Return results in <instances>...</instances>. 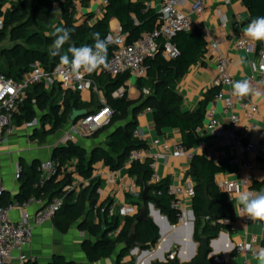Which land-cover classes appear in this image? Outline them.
<instances>
[{
    "label": "crops",
    "instance_id": "0c3cea01",
    "mask_svg": "<svg viewBox=\"0 0 264 264\" xmlns=\"http://www.w3.org/2000/svg\"><path fill=\"white\" fill-rule=\"evenodd\" d=\"M20 1L23 0H6L2 9L8 11L14 4ZM125 1L141 5L145 10L151 9L154 11L158 15L157 27L159 26V13L162 9L160 0ZM106 5L107 0H80L73 14L79 20V24L88 22L90 26H93L104 18ZM53 10L56 14V20L59 21L62 13L61 4H54ZM88 15L91 16V19H87ZM132 19L136 21L134 16ZM192 19L196 25L195 30L202 34L206 47L202 58L192 65L186 75L179 81L176 92L181 98V108L184 113H196L204 105V120L202 125L197 128L199 142L194 146H183L182 134L179 129L158 128L155 122V109L147 107L151 108L152 112H145L147 108H144L139 112H143V114L140 115L138 113L136 116L137 125L134 130V134L137 132V136L134 135L135 139L145 143L150 153V156L141 162L149 161L151 165V155L158 156V165L155 170L158 178L160 181L168 180L170 186L176 187L186 185L190 181H193L196 185L190 176L192 159L187 154L203 156L220 167L222 172L215 179L220 190L226 193L221 188L222 183L236 184L231 193L233 199L229 197L231 203L230 213L233 221L227 228L221 229L216 235H211L212 239L210 240H213L211 249L221 254L225 262L231 264H261L257 258V254L264 245V221L254 220L245 224L243 222L244 218L236 215L234 206L239 207L235 199L236 189L253 192L264 191V180H261L264 177V95L255 99L252 96H248L245 99V102L249 105L247 110H242L238 104H235L231 112L225 113L226 101L233 100L235 96L233 94V84L231 86L221 85L215 51L212 48L213 44L218 43L220 52L229 59V73L234 82L245 80L254 75V64L258 63L257 55H248L237 50L235 47V44L239 40L257 43V41H253L243 35L245 28L250 23L251 16L242 0H230L228 3L225 0H206L203 13L200 16L193 15ZM108 27L109 37L111 38L118 35L120 29L122 30L120 21L116 18L109 20ZM94 75L97 80L98 77L104 74L95 73ZM138 79L131 76L126 84V88L122 87L127 94L128 100H138L141 94L146 98L151 92L148 81L143 83L144 88L141 91L137 87ZM43 89L47 93L55 92L61 108L66 92L59 86H55L51 90H47L44 87ZM220 91L223 93V98L215 106V120L225 129H229L231 126V113L237 115L240 125L244 129L246 142L254 141L259 143L255 152H244L239 156L240 164L232 163L234 155L231 150L228 147L219 145L214 133L207 127V113L213 109V102ZM261 93L264 94V92ZM78 94L81 102L89 105V111L96 110L100 106L99 95L105 98L104 90L101 88L99 95L94 92ZM114 94L112 95L113 99H115ZM34 107L36 108V106ZM253 108H257L258 111L251 114ZM49 114V109L37 111L34 121H24L21 123L18 122L19 118L15 117L12 133L7 135L5 132V139L0 145V177L6 187V192L3 196L4 204H22L24 199L21 197V194L23 193L24 182L32 177L33 170L38 172L40 179H42L43 164L50 159L53 160L55 149L64 145L61 141L69 130V125H65L61 130L56 132H60V134L48 142L46 138L56 133L42 135L43 132H48L51 129L53 119L48 117ZM122 125L123 123L117 124V126ZM92 136L78 138L73 143L86 149L89 154L98 148L107 149L104 142L98 138L92 139ZM155 141H158L159 144L153 145ZM164 145L167 146L166 151L162 149ZM178 146L185 148L183 156H174L175 149ZM244 164H250V167H242ZM128 170L129 167H125V163L121 169L113 170L104 161L100 160L93 166L91 180H87L89 184L92 180H99L100 182V186L97 189L98 204L94 209V223H100L103 230L106 229V224L111 223L113 217L109 214L105 216L102 211L100 213L97 212V209L102 204L106 206L113 205L119 208L124 204L133 203L139 209L140 207L144 208L142 198L139 201L128 194V187L130 186H135L137 191H141L140 193L142 194L141 187L128 174ZM18 171L21 172L20 177H17ZM245 178L248 180L243 181ZM81 181L86 180L75 172V162H69L63 165L60 175L52 183L46 185L45 191L39 198L45 204H48L52 201V199L50 200L51 194L57 189L55 185L58 186L64 182L58 188L59 190L65 185ZM209 197L212 201L214 200L211 194H209ZM193 199L186 198L183 202L187 210V223L184 225H173L172 229L167 226L163 219L165 216L161 215L156 206L153 204L152 208L148 203V216L158 227L160 240L155 246H151L148 249L139 247L134 252L130 251L122 263L147 264L155 255L159 254L160 256L161 252H164L169 262L192 264V261L198 258L197 256L193 258L194 253L196 252V255L199 253V244L194 240V229L193 233H190ZM41 208L40 204L34 203L26 208L25 212L29 216H34ZM157 211H159L160 217L157 215ZM22 214L21 209H14L10 214L12 221L18 223L22 218ZM58 214L49 222L34 229L29 245L22 253L16 252L14 254L17 264V258L19 259L21 255L26 257V261L23 264H50L56 256L64 257L67 261L76 264H116L118 251L109 259L97 262L88 261L83 250L84 244L82 245V243L88 237L90 238L91 235L87 231L82 230L79 223L72 226L67 233L60 232L56 227V223L62 218ZM193 222H195V218ZM252 238H256L253 252L248 255L239 253L237 251L238 244L249 242ZM95 240L92 237V242H95ZM194 242L197 243L196 250L194 249ZM225 248H229L228 252H225ZM172 254H175V258L173 261H170L169 258ZM192 258L191 263H188ZM155 263L156 261H153V264Z\"/></svg>",
    "mask_w": 264,
    "mask_h": 264
},
{
    "label": "trees",
    "instance_id": "16d2710c",
    "mask_svg": "<svg viewBox=\"0 0 264 264\" xmlns=\"http://www.w3.org/2000/svg\"><path fill=\"white\" fill-rule=\"evenodd\" d=\"M5 2L6 0H0V16H5V28L0 33V41L5 40L8 36L14 45L5 50L3 54L7 72L1 67L0 72L15 80H20L36 62H39L46 71H52L60 64V57L51 54L55 37L48 35L57 26L71 29V39L61 49V53L68 54L71 59V54L67 51L68 48L94 44L91 38L92 33H100L101 38L109 37L108 23L110 19L116 18L120 21L122 33L126 35L129 43L139 40L143 34L154 31L158 23V15L154 11L145 10L141 5L125 0H107L104 18L93 26H90L88 22L79 24L75 15L68 11L71 0H23L3 13L1 10ZM242 2L250 13V21L258 16H264V0H242ZM56 3L62 6L59 21L56 20L53 10V5ZM133 16L136 21L132 19ZM87 19H91V16L88 15ZM172 42L179 52V57L176 60H165L159 53L145 61L146 78H139L137 87L142 91L143 83L145 81L150 83L151 92L146 98L141 94L138 100H128L125 93L123 98L113 99L112 95L116 91L122 87L126 88L131 77L129 73L115 78L104 74L97 78L99 87L104 90L108 106L113 111V116L110 122L95 132L93 136L103 130L108 131L107 149L98 148L89 154L83 147L68 142L56 148L53 154V160L59 163L60 167L63 168V165L74 161L75 172L85 180H91L93 166L100 160L113 170L121 169L132 151L147 148L145 143L134 137L137 125L136 116L147 107L155 109V122L158 128H174L181 131L183 146L190 147L199 142L197 128L202 125L204 120V105L196 113L182 112L181 98L176 92V87L189 68L202 58L206 42L197 30L178 33ZM257 44L260 47L262 42L257 41ZM111 53L112 48L108 47L107 58ZM27 95V100L16 117L19 118V123L32 122L36 118L37 111L49 109L48 117L53 119V123L51 129L48 132H43L42 135L56 133L65 125H69V116L75 109L88 110L89 115L95 112V110L89 111V105L81 102L78 93L66 92L61 108L55 92H45L42 85L32 86ZM119 123H123V125L117 126ZM221 172L220 167L203 156L195 155L191 160L190 176L196 183V195L193 199L194 240L199 245L202 244L203 238L212 239L211 235H216L221 229L228 227L221 225L220 220L233 221L229 196L227 193H223L215 182L216 176ZM128 174L136 180L141 189L143 185L148 187L150 202L156 206L161 215L168 218L171 225H178V217L171 208L172 199L168 195L170 187L168 180L152 184L154 171L151 169L149 161L134 162L129 168ZM52 179L54 180L56 177ZM52 179L46 180L39 188H35L34 185L40 183L41 179L40 174L33 170L32 177L23 184L21 197L25 201L32 196H42L46 185L53 182ZM61 184L55 185L57 189L53 191L50 198V200L55 198L64 200L63 207L58 214L62 219L56 223V227L60 232L67 233L72 226L79 223L82 230L87 231L96 239L95 242L87 241L83 245L88 261L97 262L109 259L118 251L116 264H134V262L122 263L131 251L126 250L124 245L133 230L136 231L138 246L142 249L155 246L160 240L159 229L148 216V202H144V208L140 207L139 214L135 218L113 216L111 223L106 224V229L103 230L100 223H94V209L98 204L99 180H92L89 186L79 193H65L63 190L66 185L58 190ZM205 194L208 197L209 194L214 197L213 201L209 197L212 205L211 216L208 220L202 217L205 208ZM141 198L140 195L138 200L141 201ZM107 207L102 204L97 212L100 213ZM143 209L147 213V218L141 223H137L136 220ZM107 214V211L104 212L105 216ZM118 227L121 228L120 235L115 239L109 238L108 234ZM50 264L76 263L56 256Z\"/></svg>",
    "mask_w": 264,
    "mask_h": 264
},
{
    "label": "built area",
    "instance_id": "2783aa9c",
    "mask_svg": "<svg viewBox=\"0 0 264 264\" xmlns=\"http://www.w3.org/2000/svg\"><path fill=\"white\" fill-rule=\"evenodd\" d=\"M71 5L68 9L70 13L76 11L78 2L80 0H71ZM162 9L159 13V26L152 32L143 34L141 38L133 43L127 42L126 35L119 30L118 35L111 38L108 45L112 48V53L107 58L109 67L107 69H100L94 73H85L81 71L79 77L74 76L67 67H62L60 64L52 71H46L39 62L31 66V70L26 73L20 80L9 78L0 72V145L5 139V132L7 135L12 133L14 119L16 115L21 112L27 100L28 90L35 85H42L45 89L51 90L55 86H59L64 92L83 93L94 92L100 94V87L95 77L96 74H105L112 78L122 74L129 73L135 78H144L147 74L145 61L149 57L161 53L165 60H176L179 57V52L173 44V38L181 32H191L195 30L196 25L192 19L193 15L200 16L203 13L206 0H160ZM227 3L230 0H225ZM5 13V9L1 10ZM5 28V16H0V33ZM235 47L248 55L256 54L258 63L254 64L255 74L248 77L252 88L260 92H264V42L258 47L257 43L248 42L246 40H239ZM215 51V59L217 69L219 72V81L222 86H231L234 79L229 73L230 61L219 50V44L212 45ZM125 95L124 88H121L114 94L115 99L123 98ZM234 96L233 100H228L225 103L224 112L229 113L233 110L235 104H238L242 110H247L249 105L245 102L247 98ZM223 98V93L220 91L213 102V109L207 113L208 123L207 127L212 130L219 145L228 147L234 155L232 159L233 164H240L239 156L244 152H255L259 146L258 142L247 141L244 134V129L240 125V120L237 115L231 113L229 129H225L214 118L215 106ZM35 103V101H33ZM100 106L95 112L87 117L79 119L75 124H70L69 130L62 138V143L65 145L68 142H74L78 138L92 136L95 132L107 125L112 116L113 111L108 106L106 99L99 95ZM257 108H253L251 114L257 112ZM145 112H152L151 108H147ZM140 115L143 112L139 113ZM137 136V132L134 134ZM155 141L153 145H158ZM164 151L167 146L162 147ZM185 154V148L178 146L175 149L174 156L180 157ZM191 159L192 154H187ZM150 156L148 149L134 150L130 153L125 162V167H131L134 162H141ZM151 169L154 171L152 177V184L160 181L155 170L158 165V156L151 155ZM244 168L250 167V164L242 165ZM63 170L60 164L50 159L42 166L43 178L40 183L35 184V188H39L46 180H51L58 177ZM21 172L18 171L17 177H20ZM252 179V178H250ZM235 183H222L221 188L224 191L235 188ZM89 182L81 181L65 186L64 192H76L87 188ZM6 192L4 181L0 177V264H17L15 262L14 254L16 252L22 253L29 245L35 228H38L45 223L52 220L62 209L64 200L62 198H55L48 204L36 196H32L25 200L22 204H4L3 196ZM141 191H137L135 186L128 187V194L133 198H139ZM228 193V192H226ZM168 195L171 197V208L176 212L179 225L187 223V210L183 205L186 198L193 199L196 195L195 184L190 181L183 186H170ZM142 196V195H141ZM34 203H38L42 208L34 215L29 216L25 209ZM14 209H21L23 214L18 223H14L11 219V212ZM102 213L106 212L110 216L118 215L121 218H135L139 214V208L136 204H124L119 208L109 205L106 210L102 209ZM245 224L250 223L251 220L247 216L243 217ZM221 225L230 226L232 221L229 219L220 220ZM121 233V228L108 234L111 239L117 238ZM256 238L251 241L240 243L237 246V251L243 254H251L253 252V245ZM251 245L249 249L247 246ZM264 249V245L262 246ZM175 254L170 256V261H173ZM18 264H23L26 261L25 256H20ZM214 264H231L225 261H219L215 258Z\"/></svg>",
    "mask_w": 264,
    "mask_h": 264
},
{
    "label": "clouds",
    "instance_id": "9594fccd",
    "mask_svg": "<svg viewBox=\"0 0 264 264\" xmlns=\"http://www.w3.org/2000/svg\"><path fill=\"white\" fill-rule=\"evenodd\" d=\"M48 35L55 37L51 54L53 56H59L60 65L62 67H67L74 76L79 77L81 71L90 74L109 67L107 53L111 37L101 38L100 33H92L91 38L94 44L80 47L70 46L67 50L68 53L71 54L70 59L68 54L61 53V49L71 39V29L57 26L54 31ZM243 35L253 41L264 42V16H258L251 20L245 28ZM232 87L233 94L240 98L252 96L255 99L264 95L260 91L253 89L246 79L235 81ZM247 180L248 179L245 178L243 181ZM261 180H264V177H262ZM226 192H228L230 199H233L231 194L232 189L229 188ZM235 199L239 205V207L234 206L237 216H247L251 220L264 221V191L253 192L236 189ZM247 247L250 249L251 245ZM257 258L261 264H264V249L258 252Z\"/></svg>",
    "mask_w": 264,
    "mask_h": 264
},
{
    "label": "water",
    "instance_id": "95a60500",
    "mask_svg": "<svg viewBox=\"0 0 264 264\" xmlns=\"http://www.w3.org/2000/svg\"><path fill=\"white\" fill-rule=\"evenodd\" d=\"M89 115V112L88 110H73L69 116V125L70 124H75L79 119L83 118V117H87ZM149 190H148V187L143 185L142 187V200L143 202H148L152 208H153V204L150 202V197H149V194H148ZM204 202H205V208L203 210V213H202V217L206 220H208L211 216V205H212V202L210 201L209 197L207 194L204 195ZM157 215L160 217V213L159 211H157ZM147 218V213L146 211L143 209L141 210V213L140 215L138 216L137 218V223H141L142 221L146 220ZM194 213L193 211L191 212V223H190V233L192 234L193 233V229H194ZM164 221L166 222L167 226L169 228H173L174 226L171 225L168 221V219L166 217H163ZM191 236V235H190ZM212 241L213 240H210L208 238H203L202 239V244L199 245V253L198 255H196L194 253V256H197L198 258H196L194 261L193 258L191 260L188 261V263H191L192 261V264H214L215 263V258H217L219 261H224L223 260V256L221 254H219L217 251H212ZM194 249L196 250L197 249V243L194 242ZM124 248L126 250H131L132 252L136 251L139 246H138V243L136 241V231L133 230L132 233L129 235V238L128 240L126 241L125 245H124ZM229 248H225V252H228ZM153 261H156L155 264H176L174 262H169L168 259L166 258V253L164 252H161V255L159 256V254L155 255V257L153 259H151L150 261H148L147 264H153Z\"/></svg>",
    "mask_w": 264,
    "mask_h": 264
},
{
    "label": "rangeland",
    "instance_id": "374dc122",
    "mask_svg": "<svg viewBox=\"0 0 264 264\" xmlns=\"http://www.w3.org/2000/svg\"><path fill=\"white\" fill-rule=\"evenodd\" d=\"M13 45H14L13 41L8 36H7V38L5 40L0 41V67L5 72H7L8 69H7V67H6V65L4 63L3 54H4L5 50L11 48ZM96 97H98V96H96ZM59 134H60V132L59 133H56V134H53V135H49L46 138V141L47 142L50 141L51 139L55 138ZM107 135H108V131H104L103 130V131L99 132L96 136H92L91 138L92 139H97L98 138L99 140H101L102 142H104V144H106ZM147 212H148V210H147ZM87 241L92 242V237L90 236V238L88 237L86 240H84L83 243H82V245L85 244V242H87Z\"/></svg>",
    "mask_w": 264,
    "mask_h": 264
}]
</instances>
